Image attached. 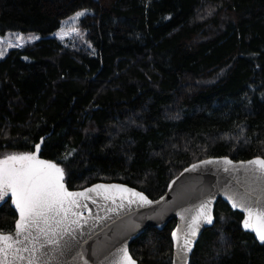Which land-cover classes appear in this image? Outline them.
<instances>
[{"label": "trees", "instance_id": "obj_1", "mask_svg": "<svg viewBox=\"0 0 264 264\" xmlns=\"http://www.w3.org/2000/svg\"><path fill=\"white\" fill-rule=\"evenodd\" d=\"M79 22L90 47L55 35ZM37 36L0 60V158L35 151L70 190L121 183L152 200L192 164L264 158V0H0V36ZM191 264H264L244 216L219 200ZM18 216L0 208V230ZM148 229L139 264H172Z\"/></svg>", "mask_w": 264, "mask_h": 264}, {"label": "snow or ice", "instance_id": "obj_2", "mask_svg": "<svg viewBox=\"0 0 264 264\" xmlns=\"http://www.w3.org/2000/svg\"><path fill=\"white\" fill-rule=\"evenodd\" d=\"M84 15L86 11L77 12L75 19L79 20ZM11 46L13 45L10 44L9 47ZM39 151L40 145L37 144L35 151L13 152L0 158V202L8 203L10 199L19 214L14 234H6L0 230V264H52L53 261L56 264H69L67 257L72 253H75L72 255L73 261L83 257L86 251L83 244L87 243V238L79 239L73 234L82 229L87 221L84 220L82 224L80 213L74 209L87 207L86 204L79 203L80 198L88 200L90 197L87 193L97 189H104V199L113 203L116 202V197L110 194L111 189L121 194V201L125 199L123 194H130L128 204L136 202L131 197H136L143 204L153 203L143 193L122 185H95L83 192H70L64 184V169L51 160L40 159ZM223 161L226 165H234L227 157ZM218 162L201 161L202 164ZM240 165L244 173L253 178V182L245 186L243 191L233 190L229 199L233 207H239L246 214L243 227L253 232L255 238L264 244V158L241 161ZM198 167L199 165L193 164L191 170ZM224 171L228 172L229 168L225 167ZM123 206V203L116 205L117 208ZM201 220L212 223L207 202H202L196 216L192 217L191 235L196 234ZM85 232L87 230L80 235L85 236ZM90 234L87 232V235ZM172 235L176 239V233L173 232ZM191 245V239H184L182 246L178 243V252H190ZM119 252V260L112 264H135L126 247L120 248ZM92 255H97L96 249L92 250ZM181 259H184L182 255ZM84 264H88V261L85 260Z\"/></svg>", "mask_w": 264, "mask_h": 264}, {"label": "water", "instance_id": "obj_3", "mask_svg": "<svg viewBox=\"0 0 264 264\" xmlns=\"http://www.w3.org/2000/svg\"><path fill=\"white\" fill-rule=\"evenodd\" d=\"M38 156L42 159L40 151ZM223 158L225 157L206 159L219 161L212 164L197 162L195 164L199 165V167L195 170H191V165L187 168L190 171L184 170L180 176L170 183L165 196L156 201L150 199L153 201L152 204H143L136 197H131L136 201L135 203L128 204L127 198L130 197V194H123L125 199L121 201V194L115 189L109 190L110 194L116 197L115 203L104 199V189H97L95 192L87 193L90 197L88 200L81 197L79 203L81 205L86 204L87 207H80L74 209V211L80 213L81 223L83 224V221L86 220L87 224H83V228L73 235L79 239L87 238V243L83 244V248L86 251L83 257L75 261L72 260V255H75V253L69 255L67 257L69 264H84L85 260L88 261V264H112L113 261L119 260L121 255L119 249L122 247H126L135 264H139L131 255L130 248L132 243L148 229L163 230L171 221H176V226L173 230L176 233V239L172 235V264H191L192 256L201 236L215 224V208L219 199L228 204L233 211L241 213L244 217L246 215L239 207H233L229 195L232 194L233 190L243 191L245 186L253 182V178L244 173L240 165L241 161H233L231 159L234 165L230 166L224 163ZM225 167L229 168L228 172L224 171ZM96 185H122L140 192L121 183H99ZM65 187L70 192H83L86 190L71 191L66 184ZM93 200L96 202L93 203ZM202 202H207V209L212 217V223L208 224L201 220L199 228L193 236L191 235L192 217L196 216ZM120 203H123L124 206L117 208L116 205ZM4 204L0 202V208ZM12 207L15 211V206L12 205ZM109 209L113 210L110 211ZM16 214L19 219L18 212ZM84 230L90 232V236L87 235V232H85V236H81L80 233ZM244 230L255 237L253 232L245 228ZM14 231L15 229L11 233L14 234ZM186 238L192 240L191 251L179 253L178 243L182 246ZM255 239L261 244L257 238ZM93 249L97 251L96 256L92 255ZM181 255L184 259H181ZM52 264H56V261H53Z\"/></svg>", "mask_w": 264, "mask_h": 264}, {"label": "rangeland", "instance_id": "obj_4", "mask_svg": "<svg viewBox=\"0 0 264 264\" xmlns=\"http://www.w3.org/2000/svg\"><path fill=\"white\" fill-rule=\"evenodd\" d=\"M90 14L89 11H86V15L79 18V20L75 19V15L64 20L61 29L56 33V37L62 40L67 46H74L76 44L83 45L86 47H90L87 42L86 34L79 27V22ZM78 30V31H77ZM2 43H0V60L3 59L12 49L15 48H23L28 42H32L37 40V36H31L30 38L23 37V35L14 33L9 34L6 37H1ZM13 45L9 47V45ZM8 155V154H6ZM5 155V156H6ZM3 158V157H2ZM97 184V183H96Z\"/></svg>", "mask_w": 264, "mask_h": 264}, {"label": "bare ground", "instance_id": "obj_5", "mask_svg": "<svg viewBox=\"0 0 264 264\" xmlns=\"http://www.w3.org/2000/svg\"><path fill=\"white\" fill-rule=\"evenodd\" d=\"M205 160H206V159H205ZM199 162H200V161H199ZM54 163H56V162H54ZM196 163H197V162H196ZM56 164H57V163H56ZM194 164H195V163H194ZM58 165H59V164H58ZM192 165H193V164H192ZM59 166H60V165H59ZM189 167H190V166H189ZM64 173H65V172H64ZM182 173H183V172H182ZM182 173H181V174H182ZM181 174H180V175H181ZM180 175H179V176H180ZM176 178H177V177H176ZM176 178H175V179H176ZM175 179H174V180H175ZM65 180H66V175H65ZM65 180H64V182H65ZM100 183H102V182H100ZM112 183H113V182H112ZM65 184H66V182H65ZM97 184H99V183H97ZM94 185H96V184H94ZM94 185H93V186H94ZM124 185H126V184H124ZM128 186H129V185H128ZM90 187H92V186H90ZM129 187H130V186H129ZM88 188H89V187H88ZM131 188H133V187H131ZM85 189H86V188H85ZM134 189H135V188H134ZM81 190H84V189H81ZM136 190H137V189H136ZM71 191H77V190H71ZM138 191H139V190H138ZM140 192H142V191H140ZM142 193H144V192H142ZM144 194H145V193H144ZM145 195H146V194H145ZM165 195H166V194H165ZM165 195H164V196H165ZM146 196H147V195H146ZM147 197H148V196H147ZM162 197H163V196H162ZM148 198H149V197H148ZM149 199H151V198H149ZM159 199H160V198H159ZM151 200H152V199H151ZM219 200H221V199H219ZM219 200H218V202H219ZM153 201H156V200H153ZM218 202H217V204H218ZM217 204H216V207H217ZM215 211H216V208H215ZM215 220H216V217H215Z\"/></svg>", "mask_w": 264, "mask_h": 264}]
</instances>
